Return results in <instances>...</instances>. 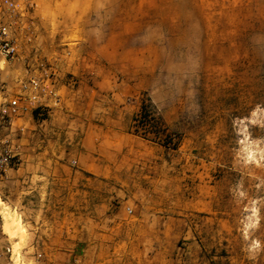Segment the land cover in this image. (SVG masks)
I'll return each instance as SVG.
<instances>
[{"label":"rangeland","instance_id":"rangeland-1","mask_svg":"<svg viewBox=\"0 0 264 264\" xmlns=\"http://www.w3.org/2000/svg\"><path fill=\"white\" fill-rule=\"evenodd\" d=\"M34 2L40 56L58 70L70 55L93 64L81 77L80 127L72 121L78 134L69 138L89 130L108 169L86 173L80 215L120 222L143 216L138 228L151 254L154 235L161 236L159 264H180L192 249L203 264L206 252L207 264H264V0ZM28 53L1 72L11 85L24 75ZM142 101L154 105L175 148L129 132ZM32 125L28 115L17 118L11 131L0 127V138L9 134L23 154L41 152L45 144L31 148ZM0 207L20 223L15 239L0 236L12 248L18 244V264H80L75 256L33 250L37 236L55 237L61 226H31L26 218L35 213L12 207L3 195ZM69 211L77 216V208ZM93 227L87 224V232ZM115 227L111 232L125 230Z\"/></svg>","mask_w":264,"mask_h":264},{"label":"crops","instance_id":"crops-1","mask_svg":"<svg viewBox=\"0 0 264 264\" xmlns=\"http://www.w3.org/2000/svg\"><path fill=\"white\" fill-rule=\"evenodd\" d=\"M58 65L61 81L56 85L55 91L60 102L55 104L53 97L49 98L48 104L51 108L47 122L43 124L32 122V128L36 131L31 135V148H40L45 144L44 150L21 153L19 164L8 169L5 177L0 180V195H3L14 208L32 210L35 214L26 218V222L31 226L36 228L44 225L61 226L60 234L55 237L52 233H46L47 228L44 230L46 236H37L33 248L37 254L56 256L63 253L78 257L75 261H79L80 264H105L107 261L105 258L108 257H116L123 261V264H159L160 255L163 253V245L159 243L161 236L154 235L158 242L151 246L153 247L151 254L148 235L140 232L138 228L144 224L143 216H132L120 222L113 218H87L84 213L80 215V208L85 207L86 173L104 175L108 169L95 155L99 148L94 143L95 136L90 137L89 130L81 137L76 136L75 142L74 140L71 142L69 138L70 133L78 134L74 128L80 127L79 91L84 86L81 77L86 67L93 64L70 55ZM69 73L80 78L77 86L69 87L64 83L63 78ZM70 116H74V119H70ZM72 121H75V127H71ZM93 130L101 131V128L95 127ZM70 146H74L72 156L68 153ZM111 174L116 175L114 170ZM71 207L77 208V216H69ZM42 209L59 211L57 216L47 214L38 216V210ZM87 224L94 226L89 228L88 232ZM104 224L111 226L109 232L102 230ZM121 225L125 226V230L111 232L113 227ZM38 237L41 238L40 241ZM199 254L200 251L197 249L186 251L180 256L179 262L189 264L190 261L200 260L198 264H203L204 256L201 254L199 257ZM205 257L204 264H207V252Z\"/></svg>","mask_w":264,"mask_h":264},{"label":"built area","instance_id":"built-area-1","mask_svg":"<svg viewBox=\"0 0 264 264\" xmlns=\"http://www.w3.org/2000/svg\"><path fill=\"white\" fill-rule=\"evenodd\" d=\"M35 6L34 0H0V127L9 131L15 119L26 115L37 124L47 122L51 108L48 99L53 97L55 104L60 102L55 91L61 81L57 63L40 56L33 41L36 30ZM26 51L32 55L27 60L25 73L16 77L11 85L3 79L1 72ZM63 79L69 87H74L78 82V76L71 73ZM20 160V144H15L9 134L0 138V180ZM72 163L75 164L74 161ZM126 209L131 212L129 207ZM1 224L0 215V236L8 239ZM0 259L13 264V248L9 242H0Z\"/></svg>","mask_w":264,"mask_h":264},{"label":"trees","instance_id":"trees-1","mask_svg":"<svg viewBox=\"0 0 264 264\" xmlns=\"http://www.w3.org/2000/svg\"><path fill=\"white\" fill-rule=\"evenodd\" d=\"M129 132L152 143L177 146L168 132L167 125L151 102L142 101L140 109L131 118Z\"/></svg>","mask_w":264,"mask_h":264},{"label":"bare ground","instance_id":"bare-ground-1","mask_svg":"<svg viewBox=\"0 0 264 264\" xmlns=\"http://www.w3.org/2000/svg\"><path fill=\"white\" fill-rule=\"evenodd\" d=\"M0 215L2 218V231L7 235L9 239H15L20 231V223L19 220L15 219L14 217L8 216V213L5 209L0 207ZM20 237V235H19ZM18 244L15 243L13 246V260L14 264H18L19 255L17 253Z\"/></svg>","mask_w":264,"mask_h":264}]
</instances>
